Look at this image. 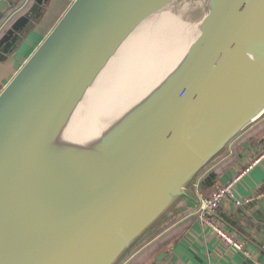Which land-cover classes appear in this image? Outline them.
Segmentation results:
<instances>
[{
    "label": "water",
    "instance_id": "95a60500",
    "mask_svg": "<svg viewBox=\"0 0 264 264\" xmlns=\"http://www.w3.org/2000/svg\"><path fill=\"white\" fill-rule=\"evenodd\" d=\"M174 1L72 0L0 84V264H118L180 199L197 208V180L264 115V0H207L177 60L102 128H77L112 61ZM49 3L0 28V65ZM16 4L0 0V22Z\"/></svg>",
    "mask_w": 264,
    "mask_h": 264
},
{
    "label": "crops",
    "instance_id": "0c3cea01",
    "mask_svg": "<svg viewBox=\"0 0 264 264\" xmlns=\"http://www.w3.org/2000/svg\"><path fill=\"white\" fill-rule=\"evenodd\" d=\"M71 1L50 0L37 30L22 44L13 58L0 65V84L9 81L53 26L47 23L55 15L58 16L57 21ZM32 2L33 0H17L20 7L6 15L0 28L5 31L7 25ZM262 146L264 115L245 128L210 163L207 172L214 171L218 174L217 186H220L252 164L251 169L235 185L237 197L250 196L264 184V156H260ZM194 207L195 202L190 198L180 199L171 212L142 237L118 264H264V197L242 206L229 199L219 207L222 221L249 243L253 251L251 259L242 252L225 246L214 231L193 213Z\"/></svg>",
    "mask_w": 264,
    "mask_h": 264
},
{
    "label": "bare ground",
    "instance_id": "6f19581e",
    "mask_svg": "<svg viewBox=\"0 0 264 264\" xmlns=\"http://www.w3.org/2000/svg\"><path fill=\"white\" fill-rule=\"evenodd\" d=\"M204 0H176L155 14L130 38L92 90L77 128H102L128 100L177 60L199 34ZM202 10L199 20L190 18Z\"/></svg>",
    "mask_w": 264,
    "mask_h": 264
},
{
    "label": "built area",
    "instance_id": "2783aa9c",
    "mask_svg": "<svg viewBox=\"0 0 264 264\" xmlns=\"http://www.w3.org/2000/svg\"><path fill=\"white\" fill-rule=\"evenodd\" d=\"M260 156H264V146L260 150ZM253 165L249 164L246 168L242 169L238 174H236L228 182H225L218 186L210 195L205 196L198 189L199 180L196 182V192L199 197V204L197 208L193 211L200 220H202L208 227H210L217 237L222 241V243L237 251L242 252L246 257L253 258L252 249L249 243L239 234L228 227L219 216V207L226 200H234L238 206H242L245 203H250L254 200H260L264 197V184L262 187L254 194L239 198L235 194V185L238 181L251 169Z\"/></svg>",
    "mask_w": 264,
    "mask_h": 264
},
{
    "label": "trees",
    "instance_id": "16d2710c",
    "mask_svg": "<svg viewBox=\"0 0 264 264\" xmlns=\"http://www.w3.org/2000/svg\"><path fill=\"white\" fill-rule=\"evenodd\" d=\"M19 3L16 4V7H20V5H18ZM51 17H49L50 19ZM5 21V18L0 22V25ZM47 22V21H46ZM47 25H50V23L48 22ZM10 27V24L7 25V27L5 28L8 29ZM4 31V30H3ZM218 174L214 171H209L206 172L199 180V186L198 189L200 190V192L202 194H204L205 196L210 195L218 186ZM163 220V219H162ZM160 220V222L162 221ZM158 222V224L160 223ZM157 224V225H158Z\"/></svg>",
    "mask_w": 264,
    "mask_h": 264
},
{
    "label": "rangeland",
    "instance_id": "374dc122",
    "mask_svg": "<svg viewBox=\"0 0 264 264\" xmlns=\"http://www.w3.org/2000/svg\"><path fill=\"white\" fill-rule=\"evenodd\" d=\"M204 1H206L205 3H207V0H204ZM206 11V7H205V9H204V12ZM60 15V14H59ZM203 15H204V13H203V11L202 10H197L196 12H193V14L191 15L190 14V18L192 19V21H194V20H199L200 18H202L203 17ZM58 16H54L53 17V20L50 22V25H53L52 23H54V21H56V18H57Z\"/></svg>",
    "mask_w": 264,
    "mask_h": 264
}]
</instances>
